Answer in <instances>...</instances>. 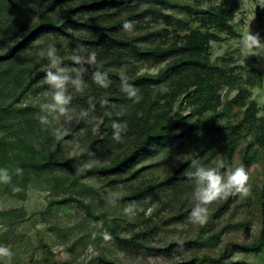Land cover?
<instances>
[{"label": "trees", "instance_id": "obj_1", "mask_svg": "<svg viewBox=\"0 0 264 264\" xmlns=\"http://www.w3.org/2000/svg\"><path fill=\"white\" fill-rule=\"evenodd\" d=\"M28 1L31 4L24 7L20 0H0V167L7 168L11 175L10 181H0L4 189L17 196L25 188L22 185L31 178L47 177L50 180L52 172L79 171L78 179L123 173L155 148L169 145L172 138L178 136L191 145L192 153L181 159L161 180L135 187L123 197L131 202L151 196V203L165 204L171 213L166 218L145 222L134 232H121L118 221L107 222L108 237L120 248L144 253L149 250L147 238L163 224L189 216L194 206V186L188 177V172L194 170L191 166L193 159L208 166L219 155L225 160L221 165L230 166L242 141L246 144L236 166L243 164L246 168L257 159L258 148H264V117L259 115L257 101L251 98L250 87L263 86V72L234 66L229 60L225 61L226 58L222 63L215 62L209 51L213 41H220V32L237 34L231 23L238 3H210L201 8L202 0H195L193 4L183 5L186 17L178 19L175 14L164 11L176 7L172 0H144L151 3L144 8H139L137 2L135 7H130L132 0H44L45 8L39 13H36L35 0ZM196 8L200 11H195ZM49 12L53 13L52 17L47 15ZM35 13L38 21H33ZM148 15L162 26L133 36L118 35L126 22L136 28L142 27L140 21ZM49 18L52 19L48 21ZM194 21L199 22L200 27L192 28ZM73 25L93 29L94 33L76 34L71 30ZM52 29H58L78 44L85 45L88 51L96 52L95 64L86 65L81 89L68 86L72 99L67 108L75 107V114L80 118L71 128L73 131L81 129L86 119L101 123L96 130L84 134L80 151L70 156L44 150L43 132L38 124L41 122L39 106L18 105L32 84L45 76L48 66L46 62L44 69H34L31 62L24 60L21 48H28L36 37L44 36ZM158 36L171 39L161 44L156 41ZM13 38L17 39L10 43ZM60 55L64 65L79 67L71 57ZM127 58L162 67L155 74L144 72L129 76L112 66L118 64L120 67ZM97 70L107 73V87L93 80L92 75ZM122 74L138 89L139 102L121 91ZM70 75L75 73L70 72ZM160 83L167 84L169 91L160 90L153 96L151 89ZM177 100L180 102L174 109ZM121 108L125 111L120 112ZM113 121L127 124L124 138L119 142L112 138ZM71 134L69 131L65 136ZM96 153L109 155V159L102 164H88ZM51 181L55 188L61 184L56 179ZM237 196L238 193L229 194L202 225L204 241L177 240L168 245L190 249L194 244L203 246L212 240L218 242L220 235L214 233L204 237V234L210 228L211 220ZM259 197L262 213L259 237L249 243L232 242L229 244L232 247L254 253L264 250V180ZM63 200L80 202L88 215H95L82 197L68 194ZM227 251L225 248L215 258L194 254L184 260L163 264H226ZM98 259L99 264H125L103 255Z\"/></svg>", "mask_w": 264, "mask_h": 264}, {"label": "rangeland", "instance_id": "obj_2", "mask_svg": "<svg viewBox=\"0 0 264 264\" xmlns=\"http://www.w3.org/2000/svg\"><path fill=\"white\" fill-rule=\"evenodd\" d=\"M20 1L24 7L31 4L28 0ZM136 2L139 8L151 5L144 0H132L129 3L130 7H135ZM172 2L176 7L167 8L164 11L175 14L178 19H185L186 13L183 5L193 4L195 0H172ZM210 3H225L226 5L238 3V10L231 23L237 34L220 32V41H213L210 46L211 60L222 63L226 58L225 61L229 60L234 66L259 69L263 72L264 78V49H244L242 51L240 43L242 36L250 31L259 33L264 38V0H202L201 8ZM34 5L36 13L42 12L45 8L44 0H35ZM195 11H200V8H196ZM36 13L33 21H38ZM47 15L52 17L53 13L49 12ZM51 19L49 18L48 21ZM140 22L142 27L136 28L131 24L129 29L119 30L118 35L133 36L143 31L159 29L162 26L160 23L153 22L151 15ZM191 25L192 28L200 27L197 21L192 22ZM71 30L76 34L91 35L94 33L93 29L82 25H73ZM16 39H11L10 43H14ZM170 39L158 36L156 41L165 44ZM49 42L55 43L59 54H65L67 57H72L73 49L78 45V41L64 35L58 29L47 31L44 36L36 37L28 48H21L24 60L31 62L34 69H44L47 66V60L38 53ZM117 65L112 66H116L129 76L144 72L155 74L162 67L154 63L139 62L134 58H127L126 62L120 63V67ZM48 87L44 76L37 79L22 97L18 104L19 107L39 106L41 110V104L50 98L47 94ZM250 89L251 98L258 103L259 115L264 117V84L262 87H250ZM160 90L168 92L169 87L164 83L157 84L151 89L152 95L156 96ZM179 102L177 100L174 103V109ZM122 111L125 109L121 108L120 112ZM42 115L48 114L40 111L38 117ZM79 120V116L75 114V107H73L68 109L65 115H48L46 123H38L41 126L39 130L43 132L44 150L66 156L78 153L84 134L88 130H96L101 123L90 118L82 122L81 129L71 130ZM216 122L222 123V120ZM57 128L64 130V135L59 139L55 135ZM69 131L72 134L66 137ZM245 144L246 141H242L230 166L238 164ZM258 149L257 159L246 167L249 176V192L247 194L238 193L237 198L229 202L211 220L210 228L204 234V237L214 233L220 235L218 242L212 240L211 243L203 244V246L194 244L190 249H184L181 246L170 247L171 245L168 244L177 240L204 241L200 229L202 225L193 224L189 216L180 221L163 224L157 232L147 238L149 250L144 253L124 250L108 237V221H118L121 232H134L145 222L166 218L171 213L167 205H162L160 202L151 203V196L144 200L131 202L123 200V197L135 187L161 180L181 159L192 153L191 145L175 136L169 145L155 148L151 154L123 173L78 179L79 171L67 174L52 172L49 177L61 183L58 187H54V182L50 178L48 180L47 177H34L27 184L22 185V187L25 186V194L23 195L24 190L21 189V193L17 196L4 189V186H0V244L9 246L13 253L10 259L4 257L0 260L2 264H99L98 258L103 255L125 264H163L184 260L194 254L215 258L227 248L226 264H264V250L254 253L251 250H239L229 245L232 242H252L259 237L261 232L262 213L259 196L264 180V148ZM108 157L109 155L106 154H93L88 164L105 163ZM224 161L222 156L217 155L208 166H218ZM39 163L40 160L37 166ZM68 194L77 195L86 200L95 211V215H88L80 202H65L63 196ZM227 198L228 195L209 205L208 220ZM129 206L132 210L125 212L124 209Z\"/></svg>", "mask_w": 264, "mask_h": 264}, {"label": "clouds", "instance_id": "obj_3", "mask_svg": "<svg viewBox=\"0 0 264 264\" xmlns=\"http://www.w3.org/2000/svg\"><path fill=\"white\" fill-rule=\"evenodd\" d=\"M130 22H126L124 29L130 28ZM241 50L244 49H264V38L259 33L248 32L241 38ZM86 53V55H85ZM40 56L47 60L48 66L45 70L44 81L49 86L47 94L49 99L41 104V111L48 115H65L68 112L72 97L68 94V86L71 85L75 89L80 90L82 87V76L87 71L86 65L95 64L96 52L88 51L86 46L78 44L73 49L72 60L79 67H71L63 64V59L58 52L55 43L49 42L45 48L39 50ZM70 72L75 75H70ZM102 87H107L109 84L106 72L99 70L92 75ZM121 91L129 98H133L135 102L141 99L138 89L135 85L129 83L126 76L121 75ZM106 102V101H105ZM48 115L40 117L42 123L48 121ZM71 119V117H67ZM112 138L117 142L123 140V133L127 130L126 122H112ZM55 135L59 139L64 135V130L61 128L55 129ZM193 171L188 172V177L193 183L192 199L194 206L189 213V219L193 224L204 225L208 220L209 205L224 196L237 193L247 194L250 186L248 185V172L243 164L238 166H206L201 164L198 159L191 161ZM223 168V170H222ZM19 171V169L17 170ZM11 180V175L7 168L0 167V181L8 182ZM131 206L124 209L125 212H130ZM12 250L5 244H0V258H11ZM2 264V260H0Z\"/></svg>", "mask_w": 264, "mask_h": 264}]
</instances>
